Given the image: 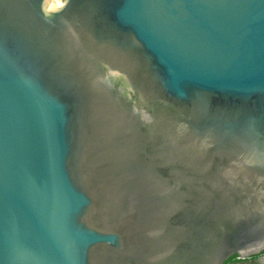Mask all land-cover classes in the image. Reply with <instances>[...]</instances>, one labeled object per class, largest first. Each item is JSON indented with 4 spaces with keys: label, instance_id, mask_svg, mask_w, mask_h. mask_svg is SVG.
Returning <instances> with one entry per match:
<instances>
[{
    "label": "water",
    "instance_id": "water-1",
    "mask_svg": "<svg viewBox=\"0 0 264 264\" xmlns=\"http://www.w3.org/2000/svg\"><path fill=\"white\" fill-rule=\"evenodd\" d=\"M264 252V0H0V264Z\"/></svg>",
    "mask_w": 264,
    "mask_h": 264
},
{
    "label": "flooded vegetation",
    "instance_id": "flooded-vegetation-1",
    "mask_svg": "<svg viewBox=\"0 0 264 264\" xmlns=\"http://www.w3.org/2000/svg\"><path fill=\"white\" fill-rule=\"evenodd\" d=\"M232 264H264V252L260 255L247 259H242L237 256L236 260H234Z\"/></svg>",
    "mask_w": 264,
    "mask_h": 264
},
{
    "label": "trees",
    "instance_id": "trees-1",
    "mask_svg": "<svg viewBox=\"0 0 264 264\" xmlns=\"http://www.w3.org/2000/svg\"><path fill=\"white\" fill-rule=\"evenodd\" d=\"M236 258H237V256H234V257L230 258L225 264H232V262L234 260H236Z\"/></svg>",
    "mask_w": 264,
    "mask_h": 264
}]
</instances>
